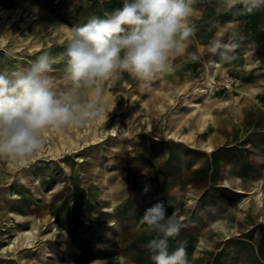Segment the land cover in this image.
<instances>
[{"label":"rangeland","instance_id":"obj_1","mask_svg":"<svg viewBox=\"0 0 264 264\" xmlns=\"http://www.w3.org/2000/svg\"><path fill=\"white\" fill-rule=\"evenodd\" d=\"M122 4L123 0H0V71L26 67L47 51L54 59L49 75L55 90L64 91L68 87L63 56L68 30L63 25L83 24L93 15L103 17ZM237 5L228 8L225 0H212L211 5L198 3L189 18L197 34L208 32L212 38L219 31L236 32L220 43L222 47L209 61L214 82L229 81L209 99L215 103L213 114L222 117L223 124L208 121L191 140L196 148L147 132L160 126L165 133L174 122L198 110L184 104L191 88L204 83L201 59L189 65L171 58L174 70L170 73L185 77L188 92L169 93L172 89L163 83V75L149 82L127 73L114 75L103 86L99 123L91 119L80 126L46 128L45 156L30 159L25 166L0 159V198L17 214L13 217L6 210L0 214V264H154L147 244L157 233L139 221L145 209L158 200L171 205L169 214L178 210L181 230L169 238V251L184 246L189 264H239V256L229 258L240 248L244 257L249 254L251 263L247 264H264V210L253 201L243 203L246 195L234 191L246 182L236 173L239 167L259 170L253 183H258L264 169V161H256L254 155L264 153L262 145L257 147L254 141L264 133L260 127L264 125V7L249 12ZM214 44L206 46L211 49ZM158 90L168 92L173 103L162 101L159 114L149 115L145 105L148 111L153 108L151 98ZM243 95L252 108L249 120L233 114ZM189 99L197 106L204 105L195 96ZM108 129L117 135L101 139ZM233 131L237 139H233ZM215 135L222 136L220 142L210 141ZM63 136H69L75 146H68L72 143L66 144ZM95 137L99 139L92 143ZM234 140L237 143L232 145ZM77 144L83 150L62 151ZM206 144L214 145L216 151L226 148L228 161L235 153L238 157L244 154L218 174L226 180H232L228 175L233 174L231 184L221 187L210 181L216 172L207 165ZM234 148L239 152L232 153ZM192 152L197 157L192 158ZM182 156L190 157L193 163L187 167L175 163ZM107 213L110 215L105 216ZM217 217L233 220L240 231L217 237L219 232L208 228V221ZM54 224L64 233L54 231ZM225 224L220 222L218 227ZM26 232L28 244L23 239ZM16 237L13 251H1Z\"/></svg>","mask_w":264,"mask_h":264},{"label":"clouds","instance_id":"obj_2","mask_svg":"<svg viewBox=\"0 0 264 264\" xmlns=\"http://www.w3.org/2000/svg\"><path fill=\"white\" fill-rule=\"evenodd\" d=\"M212 0H123L105 16H90L68 30L63 53L65 83L58 92L49 73L54 59L47 51L28 66L0 71V159L24 163L43 147V131L51 126H80L100 112L105 81L114 75L149 82L173 71L171 58L183 55L195 28L189 23L193 5ZM228 8L242 4L249 12L264 0H225ZM222 47L216 42L211 51ZM158 200L145 209L140 223L157 233L147 248L154 264H189L186 249L169 251V238L181 224L178 210Z\"/></svg>","mask_w":264,"mask_h":264},{"label":"bare ground","instance_id":"obj_3","mask_svg":"<svg viewBox=\"0 0 264 264\" xmlns=\"http://www.w3.org/2000/svg\"><path fill=\"white\" fill-rule=\"evenodd\" d=\"M236 6H238V5H236ZM1 10L2 9L0 8V11ZM203 35H204V33H201V34L198 33V36H203ZM195 39L197 40V38H195ZM199 49H198L197 46H193L192 47L190 45V46H188L186 48V50H185V52H184L183 55L176 56V57H173V58H181L183 56L193 55L192 53H194V52H196L199 55V57H200L201 52L199 51ZM202 55H204V53H202ZM204 63L208 64L207 61H204ZM165 75H169V73L164 74V76ZM180 76L181 75H179L178 73H172L171 75H169L168 78H166V77L162 78L163 79V83H165V84L167 82L170 83V88L169 89H172V90H170L169 93L176 94V92H178V93L184 94V93L188 92V89H190L189 83L185 80V77L184 78H181ZM202 76H203V79H204V83H201V84H203V86H200L201 84H198V85H195L193 88H191L192 91H190V93L187 94L186 101H185V104H184V107L185 108H188V109L197 107L198 108L197 112L192 110L184 118L179 119L176 122H174L171 125V127L169 128V130L166 131L165 133L162 132V128L160 126H157V128L155 130H152V129H149L148 128L147 129V132L148 131H150L151 133L153 132L155 137H160L161 134H162L163 137H165L166 139H170V140L175 141V142L183 143L184 145H190V144H192L191 147L192 148H196L195 147L196 146L195 143L191 142V140L194 139L195 135H197L198 133H201V131L204 129V127H205V125H206V123L208 121L212 120L216 124H221V122L223 121V119L221 117L215 116L213 114L215 108L212 107V106H215V103H210L209 99H210L211 94L214 91L221 89L222 86L225 83L229 84V81H225L226 80L225 79V80H222V82H220V83L218 82L219 84L216 83V82H214L213 76L210 73V70H209L208 67H206L203 70ZM228 87L231 88V85H229ZM169 93L168 92H159V90H158L156 93H154V95H152V99H151V103H153V104L155 103V107L152 106L153 108L150 109V111H148V106L145 105V111L149 113L152 110L154 114L156 112H158V114H159V111L162 110V108H163V105H160L159 106V104H161L162 101H164L166 103H171V104L173 103V99L171 97H169V95H170ZM191 96H195V97L199 98L204 103V105L197 106V104H195L194 101H192V100L189 99V97H191ZM223 104H225V103L223 102L220 105L222 106ZM250 111H251V109L248 108V104L246 103V101L245 100H242V102L240 104L236 105L235 110L233 112H235V114L238 116V118L249 119L250 118L249 117L250 116ZM149 115H150V113H149ZM94 121L97 122V123H99L101 121V118L95 117L94 118ZM55 128L58 129L57 127H55ZM116 135L117 134H116V132L113 129L104 130V132H103V134L101 136V139H104L106 137H115ZM232 135H233L232 136L233 139H235L234 138V136H235V133L234 132H232ZM46 136H47V131H43V140H45V137ZM221 137H222L221 135H219V136H216L215 135V136H213L212 139L210 138V141L211 142H216V141L217 142H220ZM78 138H80V137H78ZM78 138H76V139H78ZM254 138H255L254 141L258 145L257 147H259L260 145H262V147L261 146L260 147H261V149H263L264 148V145H263V143H264V133L262 132V134L260 136L258 135V136H255ZM62 139H63V141H65L66 144L67 143H72L71 140H70V138H69V136H63ZM97 139H99V137L92 138L91 139L93 141L92 143H94L95 140H97ZM202 139H203V137H202ZM87 141H90V140H87ZM236 143H237V141L234 140V141H232L231 144L232 145L233 144L235 145ZM70 145L75 146L74 143L68 144V146H70ZM234 149H230V150L231 151H234ZM80 150H83V148H82L81 145H78L77 144V147H73V148H70L68 150L63 149L62 151L64 153H71V152H78ZM203 151L205 153L209 154V157H210L209 166L214 167L213 170L216 172V173H214V175H212V178L213 179L220 178V175H218L219 172H223L226 169V167H228V169H229V164L237 158V156H235L232 161H228L226 159V155H227L226 149H220L217 152L216 149L214 148V145H212V144H210V145L209 144L208 145L206 144V146L203 147ZM44 153H45V151L43 150V147H42L41 150L35 156H33L30 161H33V160H35L38 157L41 158V157L45 156ZM191 155L193 157H197V154L194 153V152H192ZM241 155L242 156H239L238 159L244 156L243 153ZM184 157H186V156H182L181 159H178V160L175 159V163L177 162L178 164H181L183 162V160H186V158H184ZM80 161H82V160H80ZM14 162L18 166H25L28 163V162L20 163V162H17V161H14ZM185 164H187V163H185ZM250 170L251 169H248V167H245L244 169H241V167H239V169H238V171L236 173H238V177L240 179H246V180H244L246 182L241 187H236L234 189V191L236 193L240 194V195H246V197L243 200V203L246 204L247 202L253 201L255 203V206L256 207H258L260 210H264V193H263V190H264V169H262V171H261L262 177L259 179L258 183H253V179L258 178L257 172L259 170H256V171H250ZM175 176H176V174H175ZM228 176L232 180H227L224 183H229V182L233 181V178L235 177L231 173ZM4 210L8 211V213L10 215H12L13 217H17L16 210L13 209V208L8 207L7 204H5L2 201V199L0 198V214ZM107 211H110V210H107ZM109 215L110 214L107 213L105 216H109ZM94 218H93V220H95ZM52 228L54 229V231H57L60 234L61 233H64V232L61 231V229L59 228V226L56 225V224H54ZM89 232H90V230H89ZM28 233L29 232H26L25 234H23L24 235L23 236L24 244H28L29 243V241H28V239H29ZM17 243H18V239L16 237V238H14L11 241V243L9 242L8 245L5 248H2L1 251H7V250L13 251L14 250L13 248H15V245ZM86 256H89V255H86Z\"/></svg>","mask_w":264,"mask_h":264},{"label":"crops","instance_id":"obj_4","mask_svg":"<svg viewBox=\"0 0 264 264\" xmlns=\"http://www.w3.org/2000/svg\"><path fill=\"white\" fill-rule=\"evenodd\" d=\"M233 30V31H232ZM231 30V32H230V34H225L224 33V31H219V32H217V34H214V36H212V38L211 37H209V33L208 32H204V35L203 36H198V34L197 33H195L194 34V36L191 38L192 40H190V42H189V44H188V46H197L198 47V49H199V51L201 52V55H200V57H199V55L196 53V52H194V53H192L193 55H188V56H183V57H181V58H173V60L175 59L176 61H187V62H190L189 63V65H191V64H194V62H196L197 60H199V59H201V62L203 63V66H202V68H201V73H200V75L202 76V73H203V70L206 68V67H208L209 68V70H210V67H209V61L211 60V58L213 57V55H215L214 54V52L213 51H211L207 46H206V44H209V43H216V42H219V43H222L223 42V40L224 39H226V37H228L229 35H234L236 32H234V29H232ZM209 37V39H207ZM195 38H197V40L195 39ZM206 39H207V41H206ZM217 40L216 42L215 41H213V40ZM201 40V41H200ZM192 42V43H191ZM203 44H205L204 46H203ZM202 53H204V55H202ZM192 58V59H191ZM197 58V59H196ZM174 60V61H175ZM204 61H207L208 62V64H206V63H204ZM170 62H171V60H170ZM174 63V62H173ZM210 63H212V64H214V62H210ZM188 65V66H189ZM207 65V66H206ZM186 68H188V67H186ZM173 73H176L175 71L173 72ZM223 73H224V71H223V69H222V71H221V75H223ZM172 73H169V75H171ZM179 74V73H178ZM169 75H163V77L162 78H164V77H166V78H168L169 77ZM179 75H181V74H179ZM181 78H184V77H182V76H180ZM166 84H168V86L170 85V83L169 82H167ZM170 88V87H169ZM168 88V89H169ZM245 98H241V99H239L237 102H238V104H240L241 102H242V100H245L246 101V103L247 104H249L250 102L248 101L249 99H247L246 98V96H244ZM152 99V98H151ZM237 104V105H238ZM154 107H155V105H153ZM249 106V105H248ZM213 107V106H212ZM235 107H236V105H235ZM152 109V108H151ZM235 110V109H234ZM233 110V111H234ZM251 110H252V108H251ZM215 111L216 110H214V113H215ZM151 113L152 114H154L153 113V111L151 110ZM251 113V112H250ZM157 114H158V112H156L154 115L155 116H157ZM233 114H235V112H233ZM257 114V113H256ZM218 116V115H217ZM235 116L237 117V119H238V116L235 114ZM218 117H220V116H218ZM250 118L249 119H251V116H249ZM222 118V117H221ZM223 119V118H222ZM249 119H243V120H249ZM224 120V119H223ZM221 124H223V121L221 122ZM260 127H264V125H260ZM234 133H236L235 131H233ZM234 138H236L237 139V136H236V134H235V136H234ZM255 139V138H254ZM224 149H226V148H224ZM254 149V151H255V148H253ZM234 151H235V149H234ZM236 151L237 152H239V150H237L236 149ZM235 151V152H236ZM218 152V151H217ZM232 153H233V151H231ZM263 152H264V150H263ZM236 154V156L238 155L237 153H235ZM244 155V154H243ZM254 155H255V160L256 161H264V153L262 154V153H256V152H254ZM192 156V155H191ZM238 157V156H237ZM184 158H186V157H184ZM192 158H194V157H192ZM189 159V160H188ZM185 163H187V164H185ZM188 163H193V161H192V159H190V157H187L186 158V160H183V162L180 164L181 166H183V167H187V165H188ZM198 165H202V164H197V166ZM207 165H209V162L207 163ZM211 167V166H210ZM214 169V168H213ZM257 179L258 178H255V181L257 182ZM254 180V179H253ZM212 183H214V184H216L217 186H221L220 184H222V186L221 187H225V186H227L228 184H231V182H229V183H224V182H226L227 180L225 179V177H220V178H216V179H211L210 180ZM221 181V182H220ZM254 181V182H255ZM255 182V183H256ZM245 183V182H244ZM224 185V186H223ZM243 185V184H242ZM241 185V186H242ZM241 186H237V187H241ZM211 191H213V190H211ZM210 191H208V193H209ZM233 207L231 206V208H230V210L232 211V212H234L233 211V209H232ZM235 213V212H234ZM238 214V213H237ZM218 218V219H217ZM217 218H215L213 221L212 220H210V221H208V228L209 227H212V228H214L215 229V231H216V233H217V231L219 232V233H217L218 234V236L217 237H226V236H228V235H231L234 231L235 232H239L240 230H239V228L234 224V222H233V220H232V222H231V220H227V219H225L224 217H217ZM212 221V222H211ZM220 222H222V223H226L225 225H221L220 227H218V224L220 223ZM244 223H246V221H243ZM229 223V224H228ZM214 224H216V225H214ZM214 225V226H213ZM231 243H233V242H231ZM230 243V244H231ZM235 243V242H234ZM231 245H233V244H231ZM239 245V244H238ZM242 245V244H241ZM236 247H238V246H236ZM232 249H235V250H237L236 248H232ZM237 252V254H233V253H230V260H232V259H234V258H236L237 256H239V264H247L248 263V261H249V259L250 258H248V255L249 254H246V256L244 257L243 256V254L241 253V248L239 249V250H237L236 251ZM244 253V252H243ZM248 253V252H247ZM233 256H235V257H233ZM235 262L236 263H238L237 262V260H235ZM250 262V261H249ZM251 263V262H250Z\"/></svg>","mask_w":264,"mask_h":264}]
</instances>
